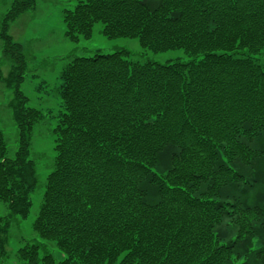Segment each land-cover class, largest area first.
Here are the masks:
<instances>
[{"label": "trees", "instance_id": "16d2710c", "mask_svg": "<svg viewBox=\"0 0 264 264\" xmlns=\"http://www.w3.org/2000/svg\"><path fill=\"white\" fill-rule=\"evenodd\" d=\"M14 157L0 118V254L13 218H28L39 186L32 134L43 112L21 90L26 58L9 22ZM66 36L138 37L184 49L166 63L128 50L74 57L63 69L55 159L34 230L66 257L26 244L21 264H264V0H76Z\"/></svg>", "mask_w": 264, "mask_h": 264}, {"label": "rangeland", "instance_id": "374dc122", "mask_svg": "<svg viewBox=\"0 0 264 264\" xmlns=\"http://www.w3.org/2000/svg\"><path fill=\"white\" fill-rule=\"evenodd\" d=\"M16 0H0V69L8 76L13 61L5 53V40L1 37L3 23ZM76 0H36V6L9 22L8 33L13 41L23 45L26 58L25 80L21 90L30 99V105L40 109L44 118L34 128L32 134L31 158L36 162L39 186L32 195L33 207L28 218L15 216L7 234V256L0 254V264H21L18 251L26 244L47 243L40 247V253L54 254L57 261L66 254L54 243L44 240L34 230V222L39 215L47 176L53 169L55 159L54 128L63 112L61 97V74L66 65L78 56H93L97 52L114 53L128 50L133 61H155L166 63L177 59L188 61L191 57L184 49L155 52L145 49L138 37L110 38L103 33L104 24L97 22L93 36L79 42L70 41L66 36L64 11L73 9ZM264 63V54L262 56ZM15 99V89L0 80V118L9 147V155L14 157L19 147V132L10 107ZM11 210L0 201V215H10Z\"/></svg>", "mask_w": 264, "mask_h": 264}]
</instances>
